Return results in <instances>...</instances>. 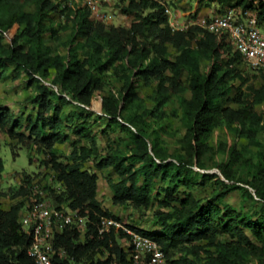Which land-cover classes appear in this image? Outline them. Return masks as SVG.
Instances as JSON below:
<instances>
[{
    "label": "trees",
    "instance_id": "obj_1",
    "mask_svg": "<svg viewBox=\"0 0 264 264\" xmlns=\"http://www.w3.org/2000/svg\"><path fill=\"white\" fill-rule=\"evenodd\" d=\"M69 1L0 0V79L10 67L18 76L25 74L36 86L30 102L37 107L24 125L9 107L0 105V131L17 140L13 148L35 147L36 165L43 169L34 174L24 170L17 176L22 177L19 184L0 191V264H35L28 252L32 236L22 230L19 219L24 207L44 199L89 217L85 228L65 224L55 230V250L50 252L57 264H138L122 229L99 232L102 217L125 222L99 199L101 170L115 175L113 206L142 215L155 201L167 207L154 212L156 230L125 223L156 240L172 264H199L196 258L202 253L204 264H248L252 256L264 257V166L247 163L245 176L236 168L234 150L212 166L204 158L217 127H231L257 144L258 132L264 133V86L248 83L240 67L244 61L228 34L196 24L175 29L165 6L154 0H120L117 7L133 16L128 25L98 19L80 0ZM206 1L253 9L264 25V0H198L197 13ZM175 12L180 21L182 15ZM56 14L70 30L63 54L54 53L45 41L46 33H55L51 18ZM110 69L119 76V86L105 80ZM141 82L155 83L153 104L140 96ZM103 90L106 94L94 99ZM66 104L76 109L66 113ZM257 105L263 109L256 110ZM168 106L173 115L181 112L183 152L169 151L152 130L151 119L168 114ZM97 113L109 130L126 135L127 150L109 140L100 152L93 133ZM65 127L75 138L62 160L55 147ZM89 160L96 171L86 166ZM29 161L33 163L32 155ZM3 168L0 157V173ZM209 185V196L195 194L197 186ZM235 190L258 201L259 208L253 213L238 210L227 201ZM3 198L11 201L6 207Z\"/></svg>",
    "mask_w": 264,
    "mask_h": 264
},
{
    "label": "rangeland",
    "instance_id": "obj_2",
    "mask_svg": "<svg viewBox=\"0 0 264 264\" xmlns=\"http://www.w3.org/2000/svg\"><path fill=\"white\" fill-rule=\"evenodd\" d=\"M120 0H111L104 4L103 10L106 12V21L109 23H114L116 25H128L133 16L123 14L117 4ZM170 6L175 11L178 10L181 14L180 22L188 23L192 20L204 18L208 19L213 13L218 11H223L228 9V6H219L217 3L204 2L200 8H198L197 13V3L198 0H168ZM211 7V8H209ZM252 12H256L250 9ZM93 14V13H92ZM93 16H95L93 14ZM51 24L54 27L55 33L48 32L45 34V41L51 47L54 53H66V46L64 42L67 40L70 30L65 29L63 26L64 18L59 17L57 14L53 15L51 18ZM242 69L246 70L249 76V84L254 85L259 88L264 86V70H253L249 68L244 62L240 64ZM18 72L14 67H10L7 70V75L5 78L0 79V105L9 107L14 113L16 118L21 119L24 125L27 124V116L30 114H35L37 107L30 102V97L34 96L36 93L35 84H29L27 81V76L22 74L17 75ZM53 73L47 81H50ZM119 76L112 72V69L108 73L104 74L106 81L113 83L116 86L120 85L118 81ZM155 86L154 82L143 83L141 82L138 86V92L142 96L147 104H153L152 92ZM107 91L103 90L98 92L94 99L99 100L101 96ZM106 94V93H105ZM189 96L188 92L184 93ZM235 107L237 104H233ZM170 107L168 106V114L163 116L158 120L152 118L154 122L152 130L155 134H159L163 141V144L171 152H183L185 149L184 144V134L185 127L181 121V112L178 115H173L170 113ZM76 109L73 104H66L64 106V111L66 113L71 110ZM263 105H257L256 110L261 111ZM23 132L28 133L26 128L22 129ZM93 133L97 138V146L100 152H104L106 144L111 141L113 147H120L122 149H128L130 147L128 138L126 135L120 131H112L107 127V121L105 118L101 117L98 113L93 117ZM75 136L72 131L65 127V132L62 141L56 144V151L61 155L62 160L67 159V155L71 152V143ZM258 140L260 144H264V133L258 132ZM208 146L206 147V152L204 158L209 166H212L217 161L227 159L230 152L234 150V156H237L235 162L236 168L239 173L248 175L249 166L247 163L257 167L258 165L264 166V148L262 145L251 142L246 137H240L231 127L220 126L214 129L213 133L208 138ZM17 143V140L8 138L7 135L0 131V157L3 159L4 168L0 173V191H7L11 186L19 184L22 179L21 175L24 170L28 172H33L43 170L37 167L38 155L33 153V149L30 151L28 147L17 146L13 148V145ZM84 144L91 145L90 141H83ZM14 151L17 155L14 156ZM30 155L33 156V163H30ZM249 160V162H248ZM86 166L92 170L96 171V165L93 160L87 161ZM45 171V170H44ZM43 171V172H44ZM100 175L99 183V199L101 200L105 208H109L115 212L118 216L122 218L126 223L133 224L135 226L141 227L145 230H156L158 229L157 221L154 216V212L162 206L158 201H155L153 206L146 211V214L142 215L138 210L124 206H113L111 203L112 187L111 181L115 178V175L110 170L98 171ZM260 177H264V170L260 173ZM213 185L209 186H197L195 188V194L198 197H206L212 193ZM233 206L238 210H242L247 213H253L259 208L260 203L256 200H252L244 195L242 190L232 191L227 197ZM9 198H3L4 207L8 206L10 203ZM27 207H24L25 209ZM255 241V239H254ZM176 255H180L178 252ZM191 258H195L191 255ZM197 261L199 264H204L206 259V253H202L198 256ZM77 264V263H75ZM248 264H264V257H251Z\"/></svg>",
    "mask_w": 264,
    "mask_h": 264
},
{
    "label": "built area",
    "instance_id": "obj_3",
    "mask_svg": "<svg viewBox=\"0 0 264 264\" xmlns=\"http://www.w3.org/2000/svg\"><path fill=\"white\" fill-rule=\"evenodd\" d=\"M76 0H70L69 4ZM111 0H80L98 19H106L104 4ZM165 6L170 24L175 29H186L199 25L209 32H225L240 52L244 63L253 70H264V25L258 20L256 12L243 11L235 7L213 13L210 18H199L188 23H181L168 0H154ZM89 217L70 208L57 207L50 199L36 201L22 210L20 225L23 231L32 236L28 252L35 264H57L50 252L54 251L53 238L55 230L65 224H77L86 227ZM116 227L128 236L133 248V257L138 264H172L158 242L131 228L125 222L112 217H102L100 233ZM65 255V250L60 249Z\"/></svg>",
    "mask_w": 264,
    "mask_h": 264
}]
</instances>
